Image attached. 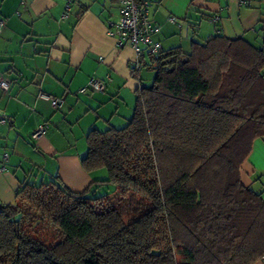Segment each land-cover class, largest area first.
I'll list each match as a JSON object with an SVG mask.
<instances>
[{"label": "trees", "instance_id": "1", "mask_svg": "<svg viewBox=\"0 0 264 264\" xmlns=\"http://www.w3.org/2000/svg\"><path fill=\"white\" fill-rule=\"evenodd\" d=\"M148 57L128 124L87 136L82 166L108 178L82 193L21 182L0 202V264L264 260V199L241 177L264 138V50L216 35Z\"/></svg>", "mask_w": 264, "mask_h": 264}, {"label": "crops", "instance_id": "2", "mask_svg": "<svg viewBox=\"0 0 264 264\" xmlns=\"http://www.w3.org/2000/svg\"><path fill=\"white\" fill-rule=\"evenodd\" d=\"M120 1L0 0V18L6 20L0 35V80L11 84L8 93L0 89V120L7 121L0 124V202L13 203L23 181L54 182L82 193L100 180L97 171L88 173L82 166V140L92 130L104 132L129 122L121 97L137 99L141 85H148L144 70H153L147 55L135 70L132 48H119L108 35ZM140 1L150 3L153 40L162 50L189 52L194 41L205 43L216 35L264 50V0ZM92 79L105 82L107 89L91 90ZM40 93L62 99V107L55 110ZM42 125L48 126L46 134L32 140ZM241 177L264 199V138L254 141Z\"/></svg>", "mask_w": 264, "mask_h": 264}, {"label": "built area", "instance_id": "3", "mask_svg": "<svg viewBox=\"0 0 264 264\" xmlns=\"http://www.w3.org/2000/svg\"><path fill=\"white\" fill-rule=\"evenodd\" d=\"M70 1V0H69ZM150 3L140 0H121L120 13L116 20L108 25V35L116 39L119 48L130 46L137 59L134 62V69L140 70L142 67L141 57L144 55H157L162 50L160 43L153 40L155 29L149 15ZM67 11L70 5H67ZM170 21L175 23V18ZM217 21V20H215ZM6 26V20L0 18V35ZM11 84L5 80H0V89L5 93L10 90ZM91 90L103 92L107 89L105 82L92 79L89 83ZM84 91V90H83ZM39 98L49 102L55 110H59L63 105V100L55 98L45 93H40ZM6 119H1L0 124L6 123ZM48 126H39L32 134V140L38 141L47 132ZM8 159V156H6Z\"/></svg>", "mask_w": 264, "mask_h": 264}, {"label": "rangeland", "instance_id": "4", "mask_svg": "<svg viewBox=\"0 0 264 264\" xmlns=\"http://www.w3.org/2000/svg\"><path fill=\"white\" fill-rule=\"evenodd\" d=\"M143 74H144V78L143 79L145 80V82L148 85H151L153 83L154 78H155V71H153V70L152 71L144 70ZM125 92H126V90L123 91V93H125ZM125 95H126V93H125ZM121 98L125 101L124 102V106L122 107L123 115L125 117H128V120H129L133 116V110H134V105H135V102H136V96L134 97V95L133 96L132 95L131 96L130 95L129 96L126 95V98H124L123 96ZM127 108H129L128 111H126ZM127 124H128V122H124V124L115 126V128L121 129V128H124ZM88 133H87V135H88ZM86 136H84V138L82 140V146L84 148V153L85 154H86V151H87L86 141L84 140V139H86ZM97 172H98L97 173L98 179L104 180V179H107L108 178V172H107L106 169H100V170H97ZM104 194H109L112 198L115 197V196H117V193L115 192V187L114 186H111V185L102 188L98 192V196L104 195Z\"/></svg>", "mask_w": 264, "mask_h": 264}]
</instances>
